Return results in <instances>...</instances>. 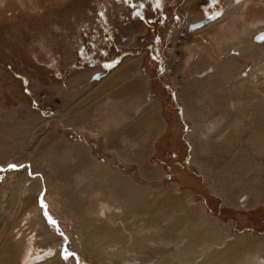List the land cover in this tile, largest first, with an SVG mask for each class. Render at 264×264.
<instances>
[{
	"label": "rangeland",
	"instance_id": "rangeland-1",
	"mask_svg": "<svg viewBox=\"0 0 264 264\" xmlns=\"http://www.w3.org/2000/svg\"><path fill=\"white\" fill-rule=\"evenodd\" d=\"M158 4L157 0H0V130L21 127L26 111L32 123L26 132L0 131V168L6 169L0 171V264H151L157 251H174L176 238L188 229L190 219H198L199 228L206 226L207 218L213 219L224 236L221 247L244 233L250 244L264 240V40L256 42L252 37L264 30V0H158ZM217 6L225 10L218 20L188 30L190 21ZM137 21L146 24L145 30ZM124 55H137L122 59L134 68L139 65L131 59L142 57L141 71L149 75L145 79L155 108L145 104V92L130 90L131 96L119 94L88 123L113 114L121 124L125 119L121 114L128 110L136 115L137 130L123 136L143 135V124L150 118L163 122V127L155 130L149 148L129 139L115 142L117 151L107 150L102 131L83 135L62 124L55 114L56 101L62 102L51 90L59 84L66 87V77L84 65L96 62L107 68ZM220 69L230 78H221ZM129 76L116 82L117 90L127 91L124 82L141 86L138 77ZM93 82L88 77L69 89L88 93ZM94 99L86 102L89 108L98 107ZM220 126L222 130L217 129ZM51 129L58 138L47 134ZM206 135L210 150L199 154L209 170L205 173L195 159V144ZM81 137L88 141L84 143L90 156L76 140ZM9 164L24 167L11 170ZM153 168L159 175L147 174ZM14 171L18 172L11 176ZM116 171L144 190L172 186L175 194L184 197L186 210L201 207L199 217L185 214V222L171 231L169 247L143 243L138 251L128 245L120 250L105 245L101 254L90 251L87 233L105 221V211L123 208L105 195L117 184ZM219 177L235 202L216 187ZM253 190L257 196L236 202L240 193ZM37 196L44 207L39 203L25 212L23 202ZM150 208L145 216L139 209V216L153 215L155 207ZM134 221L120 219L116 225ZM47 225L53 233L48 237ZM159 225L162 229L164 222ZM152 228L135 234L141 237ZM198 245L203 255L216 248L202 241ZM230 248L229 261L215 257L208 264H249L247 254ZM65 252L74 255L65 260Z\"/></svg>",
	"mask_w": 264,
	"mask_h": 264
},
{
	"label": "bare ground",
	"instance_id": "bare-ground-1",
	"mask_svg": "<svg viewBox=\"0 0 264 264\" xmlns=\"http://www.w3.org/2000/svg\"><path fill=\"white\" fill-rule=\"evenodd\" d=\"M234 1L238 3L240 0H234ZM224 11L225 10L223 8L221 13L218 16L214 17L213 19L207 20L206 22H204L203 24L195 28H189L188 30L191 32L196 29L202 28L203 26L207 24L215 22L223 15ZM258 23H261V22H258ZM263 40L264 38L260 40H254V41L261 42ZM174 55L175 57H177V60L180 59L175 53ZM219 75L221 76V78L222 77L225 78L228 76L226 74L225 69L221 70L219 72ZM205 80H209V79H205ZM185 86L182 88L185 89ZM203 104H204L203 107H205L206 106L205 103ZM242 107L240 108L242 109ZM240 108L237 109V112H241ZM236 118H237V115L236 117H234L235 121H236ZM231 121L233 122L232 118H231ZM259 127H257V129H259ZM196 128L198 129L199 126L197 125ZM212 129L213 131L216 130L214 127ZM217 129L222 130V127L220 126ZM261 129L263 128L261 127ZM207 136L209 135L204 136V139L200 143H198L197 142L198 139L195 138L197 140V141L195 140L197 142V145L195 144V156H196L195 159L197 160V162H199L201 169L205 173L209 172V170L207 168V164L204 161L200 160L199 154L210 150L209 143L211 142V140H210V136L209 137ZM219 171L221 172V170ZM17 172L16 171L11 172V176L15 173L17 174ZM146 172L147 174H151V175L153 174L159 175L160 173V171L156 168L146 170ZM114 173H115L114 179L117 184L111 187V189L107 193H105V195H107L108 197L115 198L119 203H121L123 208L120 212L109 211V210L105 211V216H106L105 221L97 227H92L91 233H87L88 239L86 240V244L89 246L90 251L96 252V253L100 252L99 254H101L102 252L100 251L101 250L100 248L105 245L117 246L116 250L118 249L120 250V248H122L124 245H128L130 249H135L134 251H138L137 249L143 243H145L146 245L148 244L158 245L162 243L164 246L166 245V247H169L170 246L169 242L173 240L170 237L171 231L175 229L177 225L179 226L183 221L185 222L186 218L184 215L188 214L187 218H191L192 216L199 217V214L201 212V207L195 206L191 210L190 209L186 210V206H185L186 204L184 200H183L184 203L182 202V199L184 197H181L175 194V191L173 190L172 186H169L167 190L165 189L161 191H151L149 189L144 190V188L142 189L138 186L133 185L130 179L120 174L119 171H116ZM223 179H224L223 177H219V179L216 181V187L223 189L222 193L225 198H228V199H231V201L232 200L234 201V196H229V193L224 190L223 185H222ZM243 187H244V184H243ZM24 191L27 192V189ZM30 194L29 195L31 199L32 198L31 196L33 195V193H30ZM255 196H257V192L255 190H253L251 193L245 191V193L244 192L240 193V195L237 197L236 202L239 204L240 202L247 200L248 197H255ZM30 199L29 200L24 199L26 200L25 202H23L25 203L24 204L25 206H23L25 207L24 209H26L25 212L30 211L31 208H34L35 206L39 205V203H41V199H38V196L34 200H30ZM67 201H66V204H67ZM150 207H155V211L153 215H147L146 216L147 218L139 216L140 215L138 212L139 209L143 210L144 214L142 215L145 216ZM187 211L189 213H187ZM128 218L130 220H135V221L129 222L128 224L125 223L126 226L125 225L123 226L121 223H118V225H116V222L118 220L121 219L122 221H126V219ZM213 221H214L213 219L207 218L206 226L204 228H199V227H196L198 219L197 220L190 219V223H189L190 226L188 227V229L186 227V229H184L183 231L180 230V232L182 231V233L181 234L179 233L178 237L176 238L177 241L184 238L185 240L184 245H179V243H177L176 241L175 246L173 247L174 251L162 252V253H160V251L159 252L157 251L158 255L155 257L156 258L154 259L155 261L151 264H208V262L212 261V259L215 257H218L220 259H226L229 261V258L231 257L229 256V254H226L227 253L226 251L229 249V247H231L230 248L231 251L240 250L243 253L241 252L239 253L247 254L248 255L247 257L249 259L248 260L249 264H264V240L259 243L250 244L249 236L246 233H244V234H238L233 240L228 241L227 244L224 245V247L218 246V245L223 244L224 236L220 232V227L217 226L216 223H214ZM160 222H164V226L162 229H161V226L159 225ZM47 226L48 227L45 228V235L48 237V236L53 235V233L50 232L51 226L49 225ZM150 226L153 227L150 233H143V235L140 234L141 237L135 234V232L139 230H143V229L147 230V227H150ZM125 228L128 230V232L125 231ZM201 241L202 243L206 242L207 246H212L213 244H215L216 248L211 253L207 255H203V252L199 250V245H198ZM83 242H85V240ZM140 248H142V246ZM56 254H57V251L56 252L54 251L53 255H56ZM53 255L51 256L53 257ZM106 255L109 257V256H112V253L109 251ZM186 255H189V256L185 257ZM123 256H125V254ZM101 257H103V259L108 258L105 255ZM140 260H142V257L140 258ZM226 264H229V263H226Z\"/></svg>",
	"mask_w": 264,
	"mask_h": 264
},
{
	"label": "crops",
	"instance_id": "crops-1",
	"mask_svg": "<svg viewBox=\"0 0 264 264\" xmlns=\"http://www.w3.org/2000/svg\"><path fill=\"white\" fill-rule=\"evenodd\" d=\"M137 22L143 24L144 30H145L146 24L143 23L142 21H137ZM207 25L209 26V24ZM140 28L142 27L134 28L133 26H131V29H135V30L140 29ZM136 32L138 33L141 31H136ZM137 55H140V53ZM137 55H124L117 63L110 65L107 68L101 65V63L97 64L96 62H93L90 65H84L83 67L77 69L74 73L66 77L65 79V83L67 84L66 87H64L61 84L53 86L54 90H51V95H56V97L60 98L62 102V104L59 105L56 101V104H57L56 107L58 109L61 108L63 110H60V111L58 109L57 111L55 110V114L58 117L61 116L62 120L64 121V123L62 124L73 130L81 131L82 134L84 132L91 133L92 131L94 132L102 131L101 136H102V139H104L105 141L104 146H105V149L107 150L115 149L117 151L116 148L118 146L115 145V142H122L123 140H129V139H134L135 141H139V142L141 141L145 143L146 148L147 147L149 148V143H150L149 141L153 139L154 137L153 133H155V130L159 131L163 127V122L161 121H155V119L150 118L148 121L144 122L145 124H143V126L146 129V130H143L144 134L140 136L135 135L134 137L122 135L123 132L124 134H127V133H130L131 131L137 130L136 128H137L138 121L135 117L136 115H133L132 112L129 113L128 110H126L125 112H123V114H121L125 118L123 123L121 124L118 123L120 121H117L116 115L114 116L113 114L103 115L102 116L103 118L100 117L101 119L99 122L92 121L93 123L91 124L88 123L90 121L89 120L90 116H93V115L96 117L100 116L101 115L100 109L104 107L105 108L108 107L109 101L112 102V100L115 101L116 98H120L119 94L121 95L122 93L124 94L127 93L128 94L127 96H131L129 95L131 94L130 90L135 91L138 94L140 93V95H142L143 92H145L146 93L145 94V104L149 103L148 105L149 108L151 107L155 108L156 100L149 96L148 92H149L150 86L147 82L148 80L145 79V77L146 76L149 77V75L141 71L142 57L141 59L136 57L138 61L135 59H131V62L136 63V65H139L137 66V68H134V66L128 63V61H122V59L126 56H137ZM97 66H99L98 69H96ZM96 71L101 73L98 78L92 77V74ZM129 73L131 74V76L134 77V79H135V76L139 78L138 80L141 86L134 87V85H127V83L124 82L125 84L122 86H124L125 89L123 91L125 90L127 91L122 92V89H120L121 90V93H120V90H117V87L119 88L120 85L117 84L116 82L119 81L120 79H126ZM79 75H81V77H78ZM88 77L92 78L94 81L93 84L90 86L92 87V89H90L88 93H84L85 91H80L76 89L71 91L69 89L70 87H73L74 85H76L77 83L81 82L83 79L88 78ZM127 81L129 83V79ZM129 86L132 89L131 88L129 89ZM139 88L141 90H139ZM92 98H95L94 100H96V103L98 102V107L95 106L93 108H89L91 104L89 105L86 102L88 100H91L92 102ZM183 101L181 100L182 104L185 105L186 102L183 103ZM12 116L11 114L8 115L10 119H12L11 118ZM22 124L23 125H21V127L19 128H14L13 126H12L13 128L11 126H8V127L6 126V127H3L2 130L0 131L11 133L15 131L26 132V129L30 130L29 127L31 126L32 123L29 121L27 111H26V121H24ZM46 132H48L47 134H49L51 137L56 136L58 138V135L57 134L55 135L53 129H51L50 131H46ZM76 140L82 141V144H83L82 148L84 150L83 152L85 153V151H88L87 155L90 156L89 146L88 144L84 143V141H87V139L84 137H81ZM107 142H110V143L108 144Z\"/></svg>",
	"mask_w": 264,
	"mask_h": 264
},
{
	"label": "water",
	"instance_id": "water-1",
	"mask_svg": "<svg viewBox=\"0 0 264 264\" xmlns=\"http://www.w3.org/2000/svg\"><path fill=\"white\" fill-rule=\"evenodd\" d=\"M222 6H217V7H215V8H213L207 15H205L204 17H201V18H198V19H196V20H193V21H190L189 23H188V26H187V28L189 29V28H195V27H197V26H199V25H201V24H203L204 22H206L207 20H209V16H212V17H216V16H218L217 15V13H221V11H222ZM253 39L254 40H260V39H263L264 38V30L263 29H260V30H257L254 34H253ZM101 73H99V72H94L93 74H92V77H98L99 75H100Z\"/></svg>",
	"mask_w": 264,
	"mask_h": 264
},
{
	"label": "snow or ice",
	"instance_id": "snow-or-ice-1",
	"mask_svg": "<svg viewBox=\"0 0 264 264\" xmlns=\"http://www.w3.org/2000/svg\"><path fill=\"white\" fill-rule=\"evenodd\" d=\"M125 2L127 3L128 0H125ZM157 6H159V4H158V0H157ZM141 7H143V5H141ZM136 15H139V13H136ZM217 15H219V13H217ZM208 18H209V19H213L214 17L209 16ZM7 167H8V169L15 170V169H17V168H22V167H24V165H22V164H20V165H17V164H9ZM5 170H6V169H4V168H0V171H5ZM41 207H44L43 203H41ZM46 215H47V214H46ZM49 222L52 223V224L55 223V221H52L50 218H49ZM73 255H74V253H71V252H65V253L63 254V258H64L65 260H67L70 256H73Z\"/></svg>",
	"mask_w": 264,
	"mask_h": 264
},
{
	"label": "trees",
	"instance_id": "trees-1",
	"mask_svg": "<svg viewBox=\"0 0 264 264\" xmlns=\"http://www.w3.org/2000/svg\"><path fill=\"white\" fill-rule=\"evenodd\" d=\"M82 56H84V53L81 54ZM92 62V61H91ZM93 63V62H92Z\"/></svg>",
	"mask_w": 264,
	"mask_h": 264
}]
</instances>
